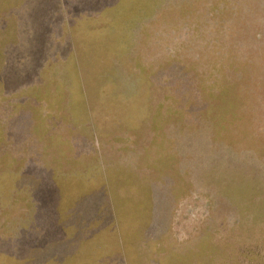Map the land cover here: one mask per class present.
<instances>
[{"label": "rangeland", "instance_id": "374dc122", "mask_svg": "<svg viewBox=\"0 0 264 264\" xmlns=\"http://www.w3.org/2000/svg\"><path fill=\"white\" fill-rule=\"evenodd\" d=\"M24 1L0 0L15 236L56 186L47 264H264V0Z\"/></svg>", "mask_w": 264, "mask_h": 264}, {"label": "crops", "instance_id": "0c3cea01", "mask_svg": "<svg viewBox=\"0 0 264 264\" xmlns=\"http://www.w3.org/2000/svg\"><path fill=\"white\" fill-rule=\"evenodd\" d=\"M25 6L26 0L24 1ZM53 187L49 189L47 187L38 188L35 193L29 194V199L31 204L34 205V210H31L30 217L28 216V223L18 226L17 230H19L16 236L14 233V211L10 210L9 216V210L6 207L2 208L6 212H2L0 216V264H47L51 261H48V250L50 249L47 247L62 242V237L57 238L56 236L59 234L62 236L64 230L71 238L73 237L72 226L58 231L53 226L47 227V205L51 204L55 206L59 202H62V195L57 194L56 186ZM8 189L14 191V186H9ZM0 193H2L1 190ZM58 193H60L59 190ZM11 203L14 204V198H12ZM3 226H6V228L4 229ZM66 257L63 263H57L56 259L53 262L54 264H70L69 260H75L78 257V250Z\"/></svg>", "mask_w": 264, "mask_h": 264}]
</instances>
